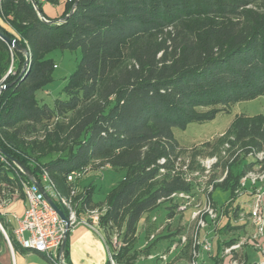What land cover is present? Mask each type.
Wrapping results in <instances>:
<instances>
[{
	"label": "trees",
	"instance_id": "obj_1",
	"mask_svg": "<svg viewBox=\"0 0 264 264\" xmlns=\"http://www.w3.org/2000/svg\"><path fill=\"white\" fill-rule=\"evenodd\" d=\"M34 1L52 24L39 19L29 0H0V32L29 55L25 66L23 51L0 40V86L6 87L0 92V196L16 190L23 197L21 183L30 181L19 166L39 185L46 172L66 195L71 172L83 173L94 161L108 165L122 180L102 204L101 226L108 236L123 228L125 246L113 258L134 264L140 217L162 203L172 217L178 206L166 200L172 193L195 195L192 185L170 173L168 158L178 147L173 130L212 121L222 109L264 96V0H78L68 19L74 0L65 2L58 19L42 9L58 0ZM57 49L78 50L80 59L63 97L49 106L36 93L52 81L47 55ZM230 128L237 141L249 138L252 148L264 142V116L236 115ZM163 158L168 163L161 175ZM254 166L245 157L227 164L225 178L208 194L211 200L217 188L230 191L220 206L224 222L213 230L224 238L208 255L212 264H221L224 248L243 236L238 231L245 221L234 226L233 219L249 212L234 203L240 179ZM92 194L86 188L79 211L102 206L92 203ZM168 233L164 237L178 232ZM248 248L255 251L243 247L246 264ZM189 249L190 243L183 252Z\"/></svg>",
	"mask_w": 264,
	"mask_h": 264
},
{
	"label": "rangeland",
	"instance_id": "obj_2",
	"mask_svg": "<svg viewBox=\"0 0 264 264\" xmlns=\"http://www.w3.org/2000/svg\"><path fill=\"white\" fill-rule=\"evenodd\" d=\"M63 3L61 5L62 8L65 5ZM46 8L52 9V11L56 12L58 3L55 5L48 3L46 4ZM47 58L51 59L53 62V68L51 71L52 81L49 82L44 87V89L39 90L36 93V98L43 104L51 106L55 99L58 97H63L61 91L65 85L66 79L77 69L80 59V51L57 49L50 52L47 55ZM8 73H10V71H8ZM236 115H244L246 117H254L259 115L264 116V96L252 101L240 102L233 106L222 109L212 121L191 123L184 130L174 129L173 134L175 140L178 142V147L175 149L173 154H170L168 158L171 175L180 177L184 182L192 185L194 191H198V193L206 195L210 187L213 189L215 184L220 183L223 177L225 178L227 174V164L231 162L233 163V161L244 157L247 159V161H250L248 156L252 150L256 152L264 151V142L258 149H255L252 148L249 138L240 141L236 140L232 129H228L229 124ZM38 136L41 135L38 134ZM213 159H216V162L211 166H208L207 164ZM161 160H164L163 164H160ZM166 160L163 158L158 161L159 165L163 167L161 168V175L165 173L164 165L168 163ZM84 172V175L79 180H77V183L80 180H83V183L90 182V184L94 186V188H92V199L94 202H97L101 205L105 202L110 188L122 180V174L114 173L108 165L100 166L98 161L91 163ZM78 188L83 192L81 198H84L86 189H80L79 186ZM3 189H6V187L4 186ZM229 197L230 191H222L219 188L214 190L211 194V200L214 203L213 205L218 209H220V206L229 200ZM249 198L250 196H239L235 200L234 205L241 204L245 212L248 213L250 210ZM103 207H105V205L96 206L95 208ZM166 207L167 204L162 203L154 209L145 212L138 220L134 235L135 242L133 247V252H136L138 257L134 264H160V256L162 254H167L169 250L168 248H170L174 242L178 241L181 235L180 233H177L171 238H167L164 237L167 232H160L159 228L161 226H166V222L169 221L170 224L167 226L170 231H178V229L181 231V228H183L180 225L181 219H183L182 222L184 223L189 222V212H184L185 214L183 216H178L175 214L174 216L169 217L168 213L170 211ZM91 209L93 208L91 207ZM178 210L179 208H176L175 211ZM241 214L244 213L240 212L238 217L233 219L234 226L237 224L236 222H238V224L241 222L239 220ZM100 219L98 224L94 227L104 238L106 244L109 247V251L111 253L113 251L117 252L120 248L125 246V242L122 240L123 228H114L108 236L103 231ZM244 221L246 223L245 226H247L248 221L245 216ZM223 222V220H220L218 225H222ZM193 228L194 224H192L190 229L193 230ZM191 233L186 236L189 237ZM248 235V233H244L242 237H249ZM151 237H153V239H151ZM213 238L214 237H212V240ZM222 238H224V235ZM211 244L212 250H214L213 243ZM143 245L145 246L143 247ZM262 249L264 251V243H262ZM247 250L248 249H245L246 252ZM187 253H181V256H179L177 260L179 261L180 257H183L187 264L189 261ZM241 254L242 253H239L237 256L238 264H246L244 263ZM205 255L208 257V255L211 254L206 253ZM202 256L203 255H201V259L203 260ZM248 257V264H258L261 260H263V255L260 254V252L259 254L256 253V251H248ZM228 259L222 258L220 263L227 264ZM212 263L213 261L209 257L205 260V264Z\"/></svg>",
	"mask_w": 264,
	"mask_h": 264
},
{
	"label": "built area",
	"instance_id": "obj_3",
	"mask_svg": "<svg viewBox=\"0 0 264 264\" xmlns=\"http://www.w3.org/2000/svg\"><path fill=\"white\" fill-rule=\"evenodd\" d=\"M43 1V0H42ZM1 87V86H0ZM248 158L255 163L253 170L248 171L239 181V189L236 191L238 196L249 195L251 197L249 215L246 217L248 223L253 228V233L249 237H242L237 243L225 247L222 252V258H229L227 264H238L237 256L242 253L245 245L252 247L255 251H259L263 255V260L258 264H264V251L260 245V240L264 238V151L256 152L252 150ZM216 159L211 160L207 165L211 166ZM164 160L160 161L163 164ZM162 172V170H160ZM84 173V172H83ZM83 173L71 172L67 177L70 184L69 191L66 195H62L56 190L49 175L44 172L41 175L40 185L48 194L51 200L61 205L66 211L69 226L68 231L77 225H84L96 232L94 227L98 224L99 219L105 214L106 208H88L84 207L79 211L80 202L82 200V191L77 186ZM224 177L221 179L223 181ZM220 181V182H221ZM23 198L27 203V207L21 218L16 219V228L14 230V240L24 250L34 251L43 255L48 264H66L64 251L61 249L65 226L60 220L57 213L44 199L43 195L38 192L33 183L22 182ZM208 190L205 199L201 202L197 201L195 195L184 192L172 193L166 200L173 205L177 203V208L183 210L187 207H194L191 214V222L194 228L189 237L181 235L178 241L174 242L167 254H172L184 248L190 243V259L187 264H200L201 255L203 253H212L211 240L206 233L202 238L199 237L200 231H206L211 228L212 231L218 226L222 219V211L212 204L208 194L212 191ZM16 192V190H15ZM12 195V193H11ZM10 197L0 196V209L8 204ZM161 199L158 203L163 202ZM244 214H241L239 220L244 221ZM170 224L166 222V226ZM2 230V227L0 226ZM5 241L9 249L12 251V245L8 236L2 230ZM66 232V234H67ZM99 233V232H98ZM153 239V237H151ZM162 254L160 261L162 264H168V255ZM106 264H117L111 252L108 253Z\"/></svg>",
	"mask_w": 264,
	"mask_h": 264
},
{
	"label": "crops",
	"instance_id": "obj_4",
	"mask_svg": "<svg viewBox=\"0 0 264 264\" xmlns=\"http://www.w3.org/2000/svg\"><path fill=\"white\" fill-rule=\"evenodd\" d=\"M64 1V3H63ZM67 0H58V8L56 12L52 11V9L46 8V4L44 3L42 6L44 14L49 19H58L63 11L64 7L62 8V3L65 4ZM62 10L60 11V9ZM60 11V13H59ZM85 173V172H84ZM84 175V174H83ZM82 175V176H83ZM78 186L80 189H86L91 186V188H94L92 184L89 183H83V180L78 181ZM195 198L197 201L201 202L205 199V195L198 193V191H194ZM244 196H248L245 194ZM92 203L95 204L97 202H94L91 198ZM251 202V197L249 198ZM249 202V207H250ZM241 208L242 205L238 204ZM27 207V203L25 199L19 194L18 191H13L10 201L8 204L0 209V226L2 227V230L4 233L13 240H14V230L16 228V219L15 218H21L24 214V211ZM176 215L183 216L186 212H189L190 219L188 223L182 222L183 219H181L180 225L183 227L182 230L178 229V231H169V233L165 230L167 226H161L159 228L160 232L166 231L168 234L173 233H180V235H189L191 233L190 227L192 226L191 222V214L194 212V207H187L183 210L175 211ZM185 212V213H184ZM0 229V264H48L46 258L34 251L24 250L20 247L18 243H16L14 246H12V251L9 249V247L6 244L3 232ZM180 231V232H179ZM186 233V234H183ZM206 233H208L207 237L211 240V243H213L212 253L214 254L216 251V243L218 239H223L222 234L216 235L211 228H208L205 232L200 231L199 237L202 238ZM240 235H244V233H248L251 235L253 233V228L248 223L247 226H243L241 230L238 231ZM248 235V236H249ZM212 237L213 240H212ZM262 243H264V238L260 240V245L262 246ZM68 244H69V252H68V264H106L108 260V253L109 247L106 244L104 238L101 236L100 233L84 226V225H77L76 227L72 228L69 232L68 237ZM145 245H143L144 247ZM250 246V245H249ZM142 247V248H143ZM185 248V247H184ZM180 249L179 251L168 254L167 263L168 264H186V260H184L183 257H180V260L177 259L179 256H181V253H183V249ZM248 251H253L251 248H248L247 250V256ZM255 252V251H254ZM190 255V249L188 251ZM211 253V254H212ZM259 254V251L256 252ZM260 254H262L260 252ZM249 258V257H248ZM205 259V258H204ZM160 264H162L160 262Z\"/></svg>",
	"mask_w": 264,
	"mask_h": 264
},
{
	"label": "water",
	"instance_id": "obj_5",
	"mask_svg": "<svg viewBox=\"0 0 264 264\" xmlns=\"http://www.w3.org/2000/svg\"><path fill=\"white\" fill-rule=\"evenodd\" d=\"M34 8V10L36 11L37 13V16L39 17V19L41 21H43L44 23L46 24H52V21H48L46 19L43 18L41 12L38 10L36 4H35V1L34 0H29ZM77 1L78 0H74V5L72 7V10L70 11V13L68 15L65 16V19H68L70 17V15L72 14V12L74 11L75 7H76V4H77ZM0 40L2 42H4L7 46L15 49V50H18V51H23L17 44V42L14 40V39H10L9 37H6L5 35H3L1 32H0ZM23 53L25 54L26 56V60H25V66L28 62V59H29V55L26 51H23ZM24 66V67H25ZM6 87L5 86H2L0 87V92L5 89ZM1 154H3L1 151H0ZM10 161L14 162L15 164H17L15 162V160H13L12 158L10 157H7ZM18 165V164H17ZM19 166V165H18ZM19 168L27 175V178L28 180L33 183L34 187L38 190V192L40 194L43 195L44 199L47 201V203L51 206V208L57 213V215L59 216L60 220L63 222L64 226H65V231L67 232L68 231V226H69V223H68V220H67V217L65 216V214L54 204V202L51 200V198L48 196V194L43 190V188L39 185V183L35 182L32 178L31 175H28L26 173V171L21 168L19 166ZM64 234V240H63V243H62V246H61V249L64 251V247H65V242H66V236L67 234Z\"/></svg>",
	"mask_w": 264,
	"mask_h": 264
}]
</instances>
